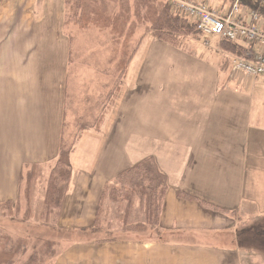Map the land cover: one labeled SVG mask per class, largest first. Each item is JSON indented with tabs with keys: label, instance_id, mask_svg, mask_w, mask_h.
I'll return each mask as SVG.
<instances>
[{
	"label": "crops",
	"instance_id": "1",
	"mask_svg": "<svg viewBox=\"0 0 264 264\" xmlns=\"http://www.w3.org/2000/svg\"><path fill=\"white\" fill-rule=\"evenodd\" d=\"M66 6V0H0V32L14 31V18H34L37 23L38 18H66ZM154 40L158 48L162 47L158 62L147 64V56L142 62L136 61L138 48L119 93L117 112H105L101 127L96 129L101 130L105 123L108 132L122 129L124 138L115 137L118 145H114L111 154L116 156L109 155V164L119 157L124 159L125 167L120 164L102 184L94 186L115 132L105 135L102 157L94 166L83 169L79 176L71 164L58 223L85 235L86 241L80 243L83 238H79L80 245L75 246L77 250L68 261L110 264V260L122 257V264H220L233 259L243 264L236 255L237 220L243 202H248L250 212L255 209L264 214V189L253 192V187L257 188L255 178L264 182V97H255L249 78L232 76L230 64L222 67L225 53L215 51L214 55L203 56ZM12 70L9 64H0L1 86H6L8 80L13 82ZM64 75L59 76L60 83L67 86L66 71ZM3 112L9 115L1 118L0 124L5 129L0 133L7 134L6 164H0V202L17 198L20 175L32 164H42L45 169L50 166L46 163L57 157L60 141L58 138L52 154H46L45 126L41 125L35 144L30 143L29 134L25 139L15 137V143L14 131L28 114ZM26 129L29 131L28 126ZM50 141L49 137L48 144ZM30 146L37 147L39 156H28ZM74 152L75 147L71 155ZM147 158L154 160L167 179L160 222L152 238L127 236L119 243L96 241L88 237L91 225L83 223L82 218L71 223L69 214L80 212L81 204L85 205L91 193L100 192L103 204L108 179L114 182L122 170ZM13 160L15 169L11 166ZM83 180L91 185L85 192ZM179 192L189 197H181Z\"/></svg>",
	"mask_w": 264,
	"mask_h": 264
},
{
	"label": "rangeland",
	"instance_id": "2",
	"mask_svg": "<svg viewBox=\"0 0 264 264\" xmlns=\"http://www.w3.org/2000/svg\"><path fill=\"white\" fill-rule=\"evenodd\" d=\"M205 2L211 6L224 4L220 0H205ZM130 4L132 9V2ZM226 5L228 6L229 3ZM35 19L37 20V18ZM38 19L39 23L34 18H14L15 30L0 32V64H3L4 67L5 64H9L14 71L13 82L8 80L6 86L0 85V124L3 122L1 118L9 115V113L3 112L4 110L13 111L15 116L18 112L26 111L28 118L22 117V121L18 124L19 129L14 131V142L17 143L16 138L18 140L25 139V135L29 134L30 143L35 144L37 137L40 136L39 127L44 125L46 154L47 152L52 154L55 151L56 141L61 138L62 122H65L64 133L67 136L65 140L74 142L73 146L75 147V152L71 155V164L74 174L79 176L83 169L90 165L94 166L93 163L98 162L102 157L105 135L115 132L111 137L107 152L104 153L102 160L104 162L98 169L94 183V186L98 187L106 177L114 172L116 167H120V164L122 167L126 165L124 159L119 157L113 164L112 161L109 164L110 156H116L111 154L114 145H118V140L115 137L121 138V140L124 138L122 129L108 132L107 123L99 131H96L95 127L101 123L98 121L95 124L96 120L101 119L102 121V115L105 112H117L119 93L126 77L125 74L120 81L117 80L116 62L120 55L117 48L114 47V32L110 26L90 25V27L82 28L77 24L72 25L71 19L67 17ZM132 19L133 17L129 22ZM22 24L26 26L22 27ZM16 28H19L18 32ZM58 30L61 31V36L57 35ZM143 31L144 26L141 25L133 32L130 37L131 46L136 43ZM219 41L216 36L200 33L195 39L188 38L182 41V46L187 51L208 56L209 54L214 55L215 51L222 54ZM155 42L152 36H146L138 47L140 53L137 54L136 61L142 62L147 56V64L157 63V55L162 47L158 48L159 45ZM65 71L68 75L66 77L67 86H62L59 76L64 78ZM250 80H252L250 86L255 97H264V76ZM54 114L57 117H54ZM79 119L83 123L84 129L81 127ZM15 121L17 119H14ZM27 126L29 131L26 132ZM100 127L101 125L98 128ZM20 129L22 131H19ZM4 130V128H0V132ZM76 130L81 131L77 133ZM6 135V133H0V161L2 160L0 164L3 165L6 164ZM130 136L132 137V135ZM49 137L51 141L48 144ZM17 149L19 148L17 147ZM28 151L29 157L31 155L39 156L36 146H30ZM15 165L16 160H13L11 163L13 169H15ZM51 165L52 163H50ZM50 166L46 167V173ZM254 180L257 188L255 190L253 187V192L259 193L264 189V182L258 181L257 178ZM112 183L111 179H108L104 185L109 189ZM86 184L87 181L83 180L81 184L82 189L84 188L83 192L90 185ZM248 193L249 186L247 187V196H249ZM42 195L43 184L38 186L37 203L35 201L36 214L42 208ZM100 203L103 208L100 216L101 226L100 229H94L96 227L94 219ZM247 203V201L243 202V208L238 215L236 233L238 252L236 255L241 258L243 264H264V214H259L255 209L254 213L250 212L246 206ZM83 206L85 207L83 208ZM79 211H72L69 214L71 223L82 218L83 223L91 225L88 228V237L96 241L119 243L121 238L127 236L149 239L154 235V229L151 227H148L144 232L124 231L121 221L124 215L123 208L113 204L107 197L102 204L100 192L98 194L96 191L94 194L91 193L85 201V205L81 204ZM0 227L15 235L28 234L33 238L32 245L17 258L14 264L26 262L32 256L33 251L47 239L57 240L59 243L57 257L46 264H76L69 263L68 258L75 254L77 250L75 246L80 245L79 238H83L80 243L86 241L85 235L81 236L80 233L73 232L66 226L60 227L59 223L57 225L41 224L38 215L33 220L21 222L0 218ZM226 237L230 238L229 235ZM84 249L85 247H82V250ZM122 261L123 258L119 257L118 261L110 260V264H122ZM85 263L86 261L83 262V264ZM220 264H238V262L233 259Z\"/></svg>",
	"mask_w": 264,
	"mask_h": 264
},
{
	"label": "trees",
	"instance_id": "3",
	"mask_svg": "<svg viewBox=\"0 0 264 264\" xmlns=\"http://www.w3.org/2000/svg\"><path fill=\"white\" fill-rule=\"evenodd\" d=\"M234 1L220 0L224 4H231ZM66 3L68 4L66 17L71 19L72 25L77 24L82 28L90 25L110 26L113 30L114 47L120 55L116 62L119 81L126 74L129 63L146 36L150 35L187 51L182 46V41L188 38L195 39L203 33L195 21L176 12L168 0H66ZM240 3L246 9L259 13L264 21V0H240ZM131 17L133 19L129 22ZM141 25L144 26V31L131 46L130 37ZM219 43L220 49L226 54L221 61L222 67H228L231 63L228 55L244 56L246 48L244 42L224 38ZM98 121L101 122V119L96 120L95 124ZM79 123L84 129L80 119ZM62 124L63 131L57 157L54 161L46 163H52L48 173L42 164H32L25 174L20 175L19 194L13 201L0 202V218L21 222L33 220L38 215L43 225L58 224L71 176L70 155L74 149V142L65 140L67 137L64 133L65 122ZM99 125L100 123L95 126L96 129ZM79 131L81 130H76L77 133ZM41 184H43L42 208L36 214L35 201L37 203V189ZM166 190V176L159 170L154 160L147 158L122 170L106 190L105 196L113 204L123 208L124 215L121 221L124 231L144 232L148 227L155 230L158 227ZM179 195L189 197L182 192H179ZM135 202H139L140 205L135 207ZM201 204L211 208L204 202ZM102 209V205H99L94 229H100ZM32 239L28 234L15 235L0 227V264H14L32 245ZM58 243L53 239L43 241L22 264L50 263L57 257Z\"/></svg>",
	"mask_w": 264,
	"mask_h": 264
},
{
	"label": "built area",
	"instance_id": "4",
	"mask_svg": "<svg viewBox=\"0 0 264 264\" xmlns=\"http://www.w3.org/2000/svg\"><path fill=\"white\" fill-rule=\"evenodd\" d=\"M168 1L176 12L195 21L204 34L246 44L244 56H231L232 76H264V21L259 13L246 9L240 0L228 6H211L202 0Z\"/></svg>",
	"mask_w": 264,
	"mask_h": 264
}]
</instances>
